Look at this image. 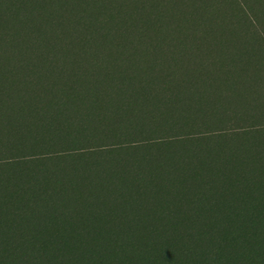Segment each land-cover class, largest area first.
Instances as JSON below:
<instances>
[{
  "label": "trees",
  "instance_id": "1",
  "mask_svg": "<svg viewBox=\"0 0 264 264\" xmlns=\"http://www.w3.org/2000/svg\"><path fill=\"white\" fill-rule=\"evenodd\" d=\"M83 1L86 4L88 0ZM146 1L155 16L152 22H141L138 36L148 34L154 42L169 44L165 49L191 42L194 34L207 28L206 18L192 11L198 5L195 0H124L130 8L115 0H99L101 22L97 17L85 20L88 34L76 41L74 36L58 34L60 16L54 9H72L78 0H0V64L8 61V66L0 65V264H264V188L254 184L255 189L243 191L245 176L238 172L237 153L229 141L211 144L213 137L202 134L149 140L144 149L149 157L143 158L131 157V152L144 143L125 149L131 152L124 157L119 152V156L106 157V147L91 151L77 146L79 135H86L94 119L110 124L122 119L124 125L117 127L120 130L146 110V116L155 118L170 111L176 118L193 116L196 108L180 105L178 94L172 98L175 77L183 78L181 92L194 95L199 94L201 81L205 93L213 94L221 92L217 84L222 80L235 84L239 76L248 80V75L231 77L228 73L233 70L221 66L217 74L203 76L193 61L194 51L200 49L197 45L185 51L187 68L180 54L171 59L163 50L166 56L157 54L155 67L169 70L171 59L172 77L152 80L155 84L148 88L151 78L137 81L130 68L125 82L113 84L120 102H115L117 110L112 117L91 111L92 107L110 108L112 101L78 95L60 78L61 83L55 80L53 86L41 82L46 72L40 64L46 65L48 57L80 55L79 41L122 39L126 31L118 20L125 14L136 29L139 10ZM203 1L211 0L199 2ZM227 1L253 27L250 40L264 47V0ZM216 5L209 7L213 13ZM106 7L108 15L103 10ZM102 22L105 26L100 27ZM231 32L218 35V39L230 43L234 51L231 60L236 63L241 57L237 45L248 38L245 33ZM259 53L252 49V55ZM16 57H25L27 62L23 65ZM261 69L264 71V66ZM25 72L32 75L28 81L35 89L44 87L43 93L34 90L30 99L20 94L4 99V91L27 84L19 81V74L25 77ZM230 88L234 90L233 85ZM153 92L167 94L173 104L162 109ZM211 100L220 108L232 106L222 105L218 95ZM17 104L18 109L14 108ZM215 111L211 113L215 115ZM28 119L32 121L26 124ZM64 126L70 132L61 142L66 150L54 151ZM149 129L168 131L155 124ZM84 141L91 139L85 137ZM33 144L42 152H31ZM244 149L239 143L237 150ZM90 151L96 160L88 156L80 165H66ZM254 181L257 183V178Z\"/></svg>",
  "mask_w": 264,
  "mask_h": 264
},
{
  "label": "rangeland",
  "instance_id": "2",
  "mask_svg": "<svg viewBox=\"0 0 264 264\" xmlns=\"http://www.w3.org/2000/svg\"><path fill=\"white\" fill-rule=\"evenodd\" d=\"M88 1L86 4H83V0H78V5L72 9L67 8L63 10L55 7L54 10L56 16H60L58 34H65L68 37L70 35L74 36L76 41L79 39V36L82 38L87 36L88 28L85 25V20H93V18L97 17L99 21L103 18V14H101L97 8L99 0ZM115 1L120 6L122 5L126 8L131 7L128 6L124 0ZM199 1L200 0H195V5L198 4V8H192V11L195 12V14L199 13L200 15H203L206 18L208 25L206 24L207 28L202 30V35L194 34L195 39H192L191 42L189 40V42H186L183 45H177V48L165 49L169 44L154 42L152 38L147 37L148 34L138 36L142 33L138 27L142 25L141 22H152L154 20L153 17L155 16V14H151L150 5L146 1V5L139 10L140 12L137 21L135 20L137 23L136 29L130 26V20L128 21V17H126L125 14L122 19L120 18L118 20L119 25L124 26L126 31L125 36L122 39H115L112 42L79 41L77 42V45L81 48L80 55L68 56L65 58L48 57L46 59V65L40 64L42 66L41 68L46 72V74H44L46 77L41 79V82L46 86H53L56 81L61 83L59 81L60 78L61 81H65L69 85H72L75 88V93L78 95L97 96L105 101H112L113 104L110 108H106L105 106H102L101 108L92 107L91 111L94 112L95 110H100L101 112L108 114V116H113L117 110V103L115 104V102L119 101V98L116 95V90L113 89V84L119 82V80L125 82L124 80H126V78L124 76L129 72L130 68L135 70L134 72L137 74V81L144 82V79L148 80L151 78V81H148L151 82L148 88H151L155 84L152 80H162L172 77L170 63L173 62L171 59L174 54L175 56L180 54L181 56H179V58L183 60L182 62H184V66H186L188 65V60L185 58L187 55V52L185 51L189 50L188 46L192 45L195 47V45H197L200 49L194 51L196 57L193 61L195 62V67L200 68L203 76H207L211 73L217 74L216 70L219 67L227 66L229 70H233L228 73L231 77L237 74H245L248 75V80L243 79L241 76H239L237 83L235 84L222 80L217 84L218 87L221 88V90H219L221 92H214L213 94L205 93V85L204 82L201 81L197 85V92L199 94L190 95L188 92H181L183 78L175 77L176 81L174 84H171V90H174L171 91L172 98H176V95L178 94L177 98L182 100L180 105H185L187 108L190 106L196 108L195 111L192 112L193 116L176 118L175 116H172L173 113L171 114L170 111L165 112L163 116L155 118L152 116H146L149 112V110H146L145 115L140 114L133 120H128V122L131 123H126V126L120 127V130H118L117 127L124 125L121 123L122 119L120 123H117V119H113L116 122L115 124L105 123L104 120L99 121L98 119H94L93 124L91 123L88 127L86 135H79V144L77 146L92 149L91 151L97 150L94 148L100 149V147H106L104 149L106 157L110 154L115 155L116 152H119V154L124 157L127 156V153L131 152V150H129L130 152H127L125 149L135 147V143H144L143 145H137L138 148L133 149L132 151L134 152H131V157L135 156L136 158H143L149 157V154L144 151V149H146L145 146H148L146 144L149 143V140H158L160 138L183 135L192 136L202 134L205 137L210 135V138L213 137V140L210 142L211 144L215 143L216 145L221 139L227 140L229 141V145L233 147L234 151L237 153L235 159L239 162L237 167L239 170L238 172L245 176L243 191H249L251 187L255 189L254 184L259 185L260 188H264V71L261 69L264 66V57L262 55L264 54V47L261 43H257L252 39V41L250 40V36L254 33V29L250 25V22H245L236 6H231V3L227 0H211L206 2L203 1V3H200ZM160 2L165 3V0ZM177 2H181V0H178ZM212 4H217L216 7L218 8L214 13L211 8H209ZM103 10L105 14H109V9H107V7ZM99 22H97V25H99ZM104 22L100 24V27L102 25L105 26ZM225 27H227V29ZM229 31H232L231 33L237 31L247 35L246 39H248L237 45L239 48L238 51L241 54V57H239L240 62L236 61V63H234L235 61L231 60V58L234 57V51L230 49V43L225 44L218 39V35L228 34ZM160 47H162V49H160ZM252 49L260 50V53L252 55ZM163 50L170 53L169 57L171 59H169V70L163 69V67L159 65L155 67V56L157 54H159V56L161 55V58L166 56L165 54H162L164 52ZM228 54H230V58L227 56ZM16 58H18L23 65L27 62L25 57ZM145 59H147V62L144 61ZM41 62L42 61H38L37 63ZM11 64L13 63L11 62ZM0 65L2 67L8 66L7 59H4ZM187 67L188 66H186V68ZM183 75L185 74L182 73V76ZM24 76L27 77V79H23L25 77L20 73V78L18 77L19 81H26L27 84L21 86L22 88H11L4 91L6 94L4 99L9 101L10 98H15L19 94L21 97H28V99H30L32 97V94L30 93L34 90L43 93L44 87L35 89L32 82L28 81L32 80L31 74L25 72ZM252 77L253 79H251ZM94 78L96 79L95 81H93ZM92 81L97 83L94 85ZM255 82H259V84H255ZM226 84L229 85V87H227ZM232 85L234 90H231L230 88ZM183 86L185 87L186 85ZM235 90H237V92L234 94L231 93ZM42 93L41 96L44 95ZM152 94L156 95L158 99L156 102L162 109L167 105L173 104L171 97L165 93L153 92ZM214 95H218V98L221 99L222 105H225L223 103H226L232 106H229V108H227L228 106L226 105L224 108L215 106L216 104H213L214 101L211 100ZM42 98H44L43 105H45L47 101L46 95ZM165 98L168 99L169 102H167ZM33 101L37 102V100ZM19 107V104L14 106V108L17 109ZM233 108H235V110H232ZM213 110H216L215 115L214 113H211ZM29 121L32 120L28 119L25 123L28 124ZM50 122L56 125L59 124L58 120H52ZM153 124L164 127L165 130L168 131L165 133L151 132L149 127ZM168 125L171 129L168 128ZM33 134L38 136L36 131ZM59 134L56 136H59ZM122 135L125 136L122 137ZM222 135L225 137H222ZM69 136L70 132H68L67 127L64 126L60 136V139L63 140H56L58 145H54V151L66 150V147L62 145L61 142L66 141ZM85 137L86 139L90 138L91 141L86 143L84 141ZM99 137H103L104 139L98 141L97 138ZM239 143H242V145L245 146L244 150H237ZM31 148H33L31 152H42L39 149H36L34 144ZM113 148H115V152H111ZM91 151L84 153L82 157L66 161V165L77 166L82 163L85 157L89 156V159L90 157L91 159L92 157L94 158L95 156L90 155L93 153ZM116 155L119 156L118 154ZM96 159L97 158L95 157L92 160ZM218 172L222 173V171ZM254 178H257V183H255ZM242 193L247 194L245 192ZM260 194H262V192H260ZM260 196H255V198L259 199ZM247 197L250 198V195H247Z\"/></svg>",
  "mask_w": 264,
  "mask_h": 264
}]
</instances>
